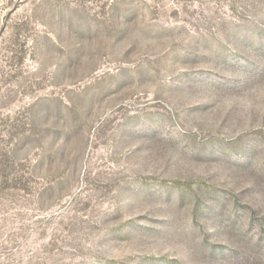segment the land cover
I'll return each mask as SVG.
<instances>
[{
	"label": "rangeland",
	"instance_id": "obj_1",
	"mask_svg": "<svg viewBox=\"0 0 264 264\" xmlns=\"http://www.w3.org/2000/svg\"><path fill=\"white\" fill-rule=\"evenodd\" d=\"M0 264H264V0H0Z\"/></svg>",
	"mask_w": 264,
	"mask_h": 264
}]
</instances>
